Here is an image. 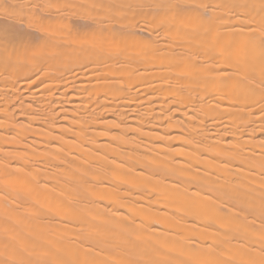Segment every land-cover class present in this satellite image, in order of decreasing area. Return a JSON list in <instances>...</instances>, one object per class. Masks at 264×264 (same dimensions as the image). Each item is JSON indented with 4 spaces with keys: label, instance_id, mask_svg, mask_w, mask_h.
<instances>
[{
    "label": "bare ground",
    "instance_id": "obj_1",
    "mask_svg": "<svg viewBox=\"0 0 264 264\" xmlns=\"http://www.w3.org/2000/svg\"><path fill=\"white\" fill-rule=\"evenodd\" d=\"M0 264H264V0H0Z\"/></svg>",
    "mask_w": 264,
    "mask_h": 264
}]
</instances>
